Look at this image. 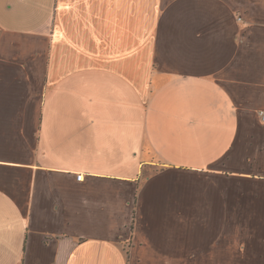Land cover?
Returning <instances> with one entry per match:
<instances>
[{
  "label": "crops",
  "instance_id": "0c3cea01",
  "mask_svg": "<svg viewBox=\"0 0 264 264\" xmlns=\"http://www.w3.org/2000/svg\"><path fill=\"white\" fill-rule=\"evenodd\" d=\"M0 32V264H130L117 217L167 264L221 223L264 253V0H0Z\"/></svg>",
  "mask_w": 264,
  "mask_h": 264
},
{
  "label": "rangeland",
  "instance_id": "374dc122",
  "mask_svg": "<svg viewBox=\"0 0 264 264\" xmlns=\"http://www.w3.org/2000/svg\"><path fill=\"white\" fill-rule=\"evenodd\" d=\"M238 20H243V15L242 16H236ZM1 35V32H0ZM42 58H41V68L43 66V63L45 62V55L42 54ZM11 74V73H10ZM14 75V74H13ZM11 75L8 76V80H15L16 78ZM41 79V76L40 78ZM35 88L38 89V94L41 97V100L44 99V96L46 95L47 91H48V87L47 84H36ZM27 89H24V93H26ZM5 91H2L0 89V96L4 95ZM37 92V91H36ZM36 94V93H35ZM13 96H19V92H17L16 94H12ZM7 96V95H6ZM25 97H29L26 93ZM19 101V99L17 100ZM21 102H17L15 103V105H13V103H9L8 104V108L10 110L11 113H20V108L23 107V111L24 112H28V113H32L35 114L36 110L40 109L41 105H30L29 103L22 105ZM31 109V110H30ZM261 110V109H260ZM32 126H35V124L32 122ZM252 133H256L259 132V130L257 131H251ZM263 137V135H262ZM11 139V140H10ZM20 138H16L13 136H9L7 139L8 143H17L18 145H20ZM26 142H31L34 145V142L38 143V141L36 140V138H28V139H23ZM30 144H26V147H29V149L33 148L29 146ZM29 152H27V154H23L24 155V160H26L28 158L31 159L32 157H30V154H28ZM35 155V154H34ZM6 186L8 188L11 189V191H14V188L12 185L10 184H6ZM168 218V217H167ZM145 219V218H143ZM169 219V227L166 229L165 233L160 232L159 234H155L154 236L152 235V239L153 240H157L158 239H164V241H166V254L167 253H172L175 254V250L173 245H175V241H176V235L174 233V223H173V218H168ZM111 220V223H114L113 226H117L114 227L115 232L112 233H108L109 235H112V237L114 238H118L121 243L124 245V248L128 251H132L137 253L138 256H132V258H130V264H167V260L166 258H163L162 255H159L158 253H156L154 250H152L151 248L148 247H140L141 243L139 242L140 240L138 239V232H136L135 230V224H136V219H133V221L131 222V224L128 221V218L126 217H117V218H111L108 219ZM132 220V219H131ZM157 220H159V218L154 217L153 222L151 223L152 226L151 228L153 229L155 225H160V222H158ZM162 222H164L166 220V218H161ZM222 224V223H221ZM220 224L219 228L217 227L214 230V233L211 234V236L206 239V232H202V233H198L199 237V242H198V248H193L190 253H185L184 256L186 257L185 260H183V264H264V253L263 254H259L262 253V250L260 251L259 249L256 248H252L250 250L251 253H246V250H243L239 244V237H240V233L238 231H232L231 234H226V236H223L222 233V225ZM235 228V227H234ZM233 228V229H234ZM232 229V230H233ZM149 229L147 228V231ZM150 233V232H148ZM153 234V233H150ZM181 240H185L184 236H182ZM138 241V243L136 242ZM236 241V242H235ZM159 242V241H158ZM235 242V243H234ZM192 244V243H191ZM211 246V251H210V255H207L206 252V246ZM132 246V247H131ZM131 247V248H130ZM135 247V248H133ZM190 249V248H189ZM252 253H256V257L253 256ZM212 254H214V256H212ZM169 255V254H168ZM189 255L188 258H190V260H187V256ZM192 257V258H191ZM258 258V259H257ZM218 261V263H217Z\"/></svg>",
  "mask_w": 264,
  "mask_h": 264
},
{
  "label": "built area",
  "instance_id": "2783aa9c",
  "mask_svg": "<svg viewBox=\"0 0 264 264\" xmlns=\"http://www.w3.org/2000/svg\"><path fill=\"white\" fill-rule=\"evenodd\" d=\"M260 115L262 117V120L264 121V110L260 111ZM84 178H85V174L84 173H82V172L77 173V179L79 181H82Z\"/></svg>",
  "mask_w": 264,
  "mask_h": 264
}]
</instances>
